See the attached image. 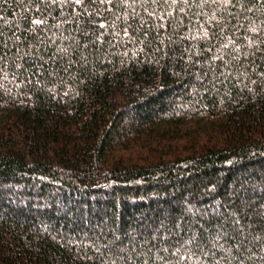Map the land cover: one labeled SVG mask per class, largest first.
I'll return each instance as SVG.
<instances>
[{"label": "trees", "instance_id": "1", "mask_svg": "<svg viewBox=\"0 0 264 264\" xmlns=\"http://www.w3.org/2000/svg\"><path fill=\"white\" fill-rule=\"evenodd\" d=\"M0 264H264V0H0Z\"/></svg>", "mask_w": 264, "mask_h": 264}]
</instances>
